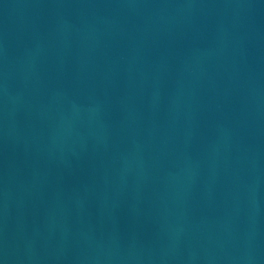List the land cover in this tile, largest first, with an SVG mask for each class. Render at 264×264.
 <instances>
[{"label": "water", "instance_id": "1", "mask_svg": "<svg viewBox=\"0 0 264 264\" xmlns=\"http://www.w3.org/2000/svg\"><path fill=\"white\" fill-rule=\"evenodd\" d=\"M0 264H264V0H0Z\"/></svg>", "mask_w": 264, "mask_h": 264}]
</instances>
